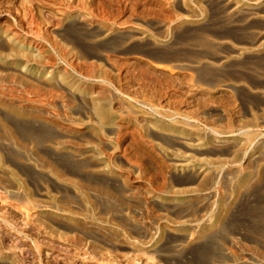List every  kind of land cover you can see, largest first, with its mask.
<instances>
[{
  "label": "rangeland",
  "instance_id": "374dc122",
  "mask_svg": "<svg viewBox=\"0 0 264 264\" xmlns=\"http://www.w3.org/2000/svg\"><path fill=\"white\" fill-rule=\"evenodd\" d=\"M0 264H264V0H0Z\"/></svg>",
  "mask_w": 264,
  "mask_h": 264
},
{
  "label": "bare ground",
  "instance_id": "6f19581e",
  "mask_svg": "<svg viewBox=\"0 0 264 264\" xmlns=\"http://www.w3.org/2000/svg\"><path fill=\"white\" fill-rule=\"evenodd\" d=\"M258 36H259V39L262 38V34L261 33ZM183 161H185V160H181L182 163H180L178 166L181 167V168L188 167L189 163L188 162H183Z\"/></svg>",
  "mask_w": 264,
  "mask_h": 264
}]
</instances>
